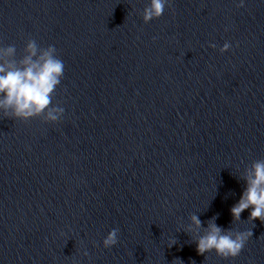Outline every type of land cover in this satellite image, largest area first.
<instances>
[{
  "label": "water",
  "instance_id": "1",
  "mask_svg": "<svg viewBox=\"0 0 264 264\" xmlns=\"http://www.w3.org/2000/svg\"><path fill=\"white\" fill-rule=\"evenodd\" d=\"M148 2L0 0V46L64 63L57 123L0 114V264H264V223L230 213L264 159V0H170L145 23ZM192 214L253 235L202 256Z\"/></svg>",
  "mask_w": 264,
  "mask_h": 264
},
{
  "label": "clouds",
  "instance_id": "2",
  "mask_svg": "<svg viewBox=\"0 0 264 264\" xmlns=\"http://www.w3.org/2000/svg\"><path fill=\"white\" fill-rule=\"evenodd\" d=\"M169 3L170 0H149L143 10V21L159 19ZM244 6L245 0H239L238 7ZM230 48L226 42L220 52H228ZM15 56V46H0V114L23 121L43 117L48 123H57L64 115V108L53 106L52 100L63 79L64 63L58 58L56 48H40L35 40H29L22 59L17 61ZM239 179L245 182V187L238 202L230 208L232 222H240L241 214L248 210V221L253 223L258 219L264 223V159L253 161ZM216 219L213 216L204 227L199 216L192 214L190 223L178 231L183 229L191 236L197 253L202 256L215 252L224 260L237 258L252 237V231L225 229L216 224ZM117 237L118 229L114 228L103 239V247H114ZM176 243L177 240L171 238L168 247ZM83 255L88 256L87 251Z\"/></svg>",
  "mask_w": 264,
  "mask_h": 264
}]
</instances>
